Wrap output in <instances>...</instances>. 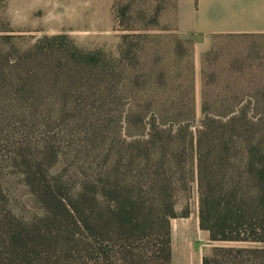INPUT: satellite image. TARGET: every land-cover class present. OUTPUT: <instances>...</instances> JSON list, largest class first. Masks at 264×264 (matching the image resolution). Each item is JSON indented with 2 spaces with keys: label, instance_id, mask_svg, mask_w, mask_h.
I'll list each match as a JSON object with an SVG mask.
<instances>
[{
  "label": "rangeland",
  "instance_id": "obj_1",
  "mask_svg": "<svg viewBox=\"0 0 264 264\" xmlns=\"http://www.w3.org/2000/svg\"><path fill=\"white\" fill-rule=\"evenodd\" d=\"M164 2L0 0L1 212L41 226L52 192L91 210L101 234L122 195L156 210L155 175L169 149L183 147L176 209L187 203L189 215L169 220L170 264H201L213 247L236 245L199 228L195 139L202 118L215 116L264 141V34L215 36L202 48L180 36ZM63 250L30 263L53 264Z\"/></svg>",
  "mask_w": 264,
  "mask_h": 264
},
{
  "label": "trees",
  "instance_id": "obj_2",
  "mask_svg": "<svg viewBox=\"0 0 264 264\" xmlns=\"http://www.w3.org/2000/svg\"><path fill=\"white\" fill-rule=\"evenodd\" d=\"M205 101L202 93L203 107ZM232 119L203 117L195 139L199 228L210 241L236 244L213 247L201 264H264V141L241 138L244 127H232ZM169 150L168 167L155 175L157 189L151 187L158 197L156 210L148 206L145 212L138 201L122 195L115 199L112 225H103L101 234H97L91 210L89 214L74 211L52 192L47 193L51 205L41 226H25L9 217L8 211H0V264H16L15 260L31 264L34 259L50 258L55 256L49 253L51 247L58 243L66 248L55 257L62 260L60 264H99L101 259L102 264H115L114 257L118 264H170L169 220L188 216L189 207L184 203L180 212L176 209L175 194L185 192L187 185L184 148ZM72 227L80 237H75ZM40 240L47 250L40 248ZM137 240L145 245L136 246Z\"/></svg>",
  "mask_w": 264,
  "mask_h": 264
},
{
  "label": "crops",
  "instance_id": "obj_3",
  "mask_svg": "<svg viewBox=\"0 0 264 264\" xmlns=\"http://www.w3.org/2000/svg\"><path fill=\"white\" fill-rule=\"evenodd\" d=\"M165 1L161 7L172 9L180 36L197 37L202 48L215 36L264 34V0Z\"/></svg>",
  "mask_w": 264,
  "mask_h": 264
}]
</instances>
